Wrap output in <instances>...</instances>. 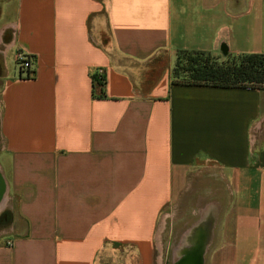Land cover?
Here are the masks:
<instances>
[{"label": "crops", "instance_id": "0c3cea01", "mask_svg": "<svg viewBox=\"0 0 264 264\" xmlns=\"http://www.w3.org/2000/svg\"><path fill=\"white\" fill-rule=\"evenodd\" d=\"M179 51L264 54V0H0V264H176L204 209L203 264H264V90L175 83Z\"/></svg>", "mask_w": 264, "mask_h": 264}, {"label": "trees", "instance_id": "16d2710c", "mask_svg": "<svg viewBox=\"0 0 264 264\" xmlns=\"http://www.w3.org/2000/svg\"><path fill=\"white\" fill-rule=\"evenodd\" d=\"M174 76L185 85L264 90V54L212 56L201 51H179ZM101 85L100 82H98Z\"/></svg>", "mask_w": 264, "mask_h": 264}, {"label": "rangeland", "instance_id": "374dc122", "mask_svg": "<svg viewBox=\"0 0 264 264\" xmlns=\"http://www.w3.org/2000/svg\"><path fill=\"white\" fill-rule=\"evenodd\" d=\"M8 66H9V69H10V71L11 72H18V66L15 64V62H14V60H13V52H11V53H9L8 54ZM160 58H162L161 56L160 57H158V60H160L161 61V59ZM177 60V59H176ZM175 64H176V61H175ZM174 67H175V65H174ZM174 67H173V69H172V81L173 82H175V83H181V84H185L186 82H187V78H185L184 76H181V77H175L174 76ZM203 175V180H209L210 178H211V176H210V173H203L202 174ZM207 190H210V188H203V189H200V191H202V192H204V194H206V192H207ZM206 198L208 197L209 198V195L207 196H205ZM208 213H209V211H207ZM205 212V209H204V212H203V215H202V217H203V219H204V221H205V223H207V220H206V218H208L209 217V215H208V213H206ZM164 214H162V216H163ZM204 215H207L205 218H204ZM13 211L10 209V208H6V210L0 215V240L3 238L2 236H4V234H2L4 231H3V228H5V227H7L8 226V224L11 222V220L13 219ZM186 218H188L189 217V219L191 218V216L190 215H184ZM191 220V219H190ZM176 227L177 228H179L180 230L182 229H184V227L186 226V225H184V223H182V225H180V227H178V225H179V221L178 220H176ZM166 228H170V226H169V220H167L166 221ZM159 227H160V229L162 228L161 227V223H160V225H159ZM165 233H166V231H165ZM167 234V233H166ZM166 234H164V236H163V238H164V250H163V256H162V259L164 260L165 259V255H166V242H167V236H166ZM177 241V240H176ZM177 243H178V241L176 242V245H177ZM168 256V255H167ZM174 257V256H173ZM173 257H171L170 258V255L168 256V261H167V263L166 264H174L175 263V258H176V256H175V258H173ZM171 259V260H170ZM170 261V262H169ZM101 264H125L124 263V259H123V257H122V255L120 254V253H118V254H112L110 257H108L105 261L103 260L102 262H101Z\"/></svg>", "mask_w": 264, "mask_h": 264}, {"label": "bare ground", "instance_id": "6f19581e", "mask_svg": "<svg viewBox=\"0 0 264 264\" xmlns=\"http://www.w3.org/2000/svg\"><path fill=\"white\" fill-rule=\"evenodd\" d=\"M1 196H0V199H1ZM3 198L1 199L0 209L5 205V202L7 200V197H5L4 199ZM3 208H5V207H3ZM205 225L206 224L203 223L204 227H205ZM204 227H201L200 230H197V233L198 232L199 233L202 232V235H204V236L202 238L198 239V241L195 240L193 246L189 250H186L183 253L182 257L184 255L185 256L188 255L187 258L185 259V262L184 261H178L176 264H190L191 262L193 263V260H194V262L195 261L196 262L200 261V264H203V255L205 253V247H206V244H207V237H208V235H206V233H205ZM195 233H196V231H195ZM182 257H180L179 259H181Z\"/></svg>", "mask_w": 264, "mask_h": 264}, {"label": "built area", "instance_id": "2783aa9c", "mask_svg": "<svg viewBox=\"0 0 264 264\" xmlns=\"http://www.w3.org/2000/svg\"><path fill=\"white\" fill-rule=\"evenodd\" d=\"M14 62L18 66V71L20 73V77L23 78H31V67H32V59L29 55H26L22 52H15L14 55ZM102 71H98L96 73V80L98 82L103 83L104 79L102 77Z\"/></svg>", "mask_w": 264, "mask_h": 264}, {"label": "water", "instance_id": "95a60500", "mask_svg": "<svg viewBox=\"0 0 264 264\" xmlns=\"http://www.w3.org/2000/svg\"><path fill=\"white\" fill-rule=\"evenodd\" d=\"M187 256H188V255H187ZM187 256H186V258H187ZM186 258H184L182 261L185 262V259H186ZM191 264H200V261H198V262L195 261V262H194V260H193V263L191 262Z\"/></svg>", "mask_w": 264, "mask_h": 264}]
</instances>
